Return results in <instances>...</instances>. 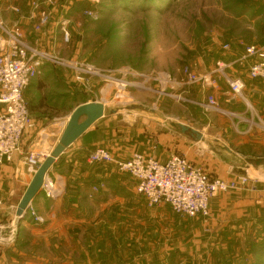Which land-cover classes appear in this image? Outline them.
Listing matches in <instances>:
<instances>
[{
  "label": "rangeland",
  "instance_id": "rangeland-1",
  "mask_svg": "<svg viewBox=\"0 0 264 264\" xmlns=\"http://www.w3.org/2000/svg\"><path fill=\"white\" fill-rule=\"evenodd\" d=\"M31 1L0 0V19L10 25L17 19V15L11 11L12 7H20L27 12ZM93 6L90 0L75 1L69 15L72 41L65 45L57 35L53 42L55 44L42 48L61 59L59 64L52 61L46 64L48 73L57 71L55 75L63 78L73 76L80 85L77 73L69 65L72 61H80L106 71L131 68L146 75L166 72L178 79L179 70L183 67H192L203 75L216 69L220 61L233 63L238 60L247 46L264 44V0H100L95 7L100 15L96 21L84 14L86 9ZM31 38L34 36L31 35ZM225 45L231 49L226 51ZM235 65L245 67L239 63ZM232 72L229 70L227 74L230 76ZM219 76L220 83L226 84L224 77ZM69 82L39 79L37 86L32 85L25 92L31 110L33 106L42 104L38 115L40 118L51 121L65 119L66 122L77 105L99 97L106 99L110 110L120 111L119 114L109 112L113 127L149 126L150 132H156L152 133V142L156 144L160 142V133L176 138L181 134L180 123L196 124L207 113L215 120L227 118L213 110L204 113L196 109L190 100L192 93H195L193 88H201L199 85L169 87L171 96L166 97H159L155 92L130 89L126 91V98L120 99L117 96L119 89L115 87L104 92L105 96L101 95L100 90L105 84L99 80H92V85H88L90 88L81 84L74 92L68 89L73 87ZM128 100L132 103H118ZM133 105H144L156 111H127L126 108ZM248 110L256 114L251 106ZM50 147L54 148L53 145ZM176 153L180 154L178 151ZM221 153L226 154L224 151ZM253 174L257 179L251 184L255 185L254 190L252 186L244 187L219 194L214 199L232 200L238 196L237 193H245L249 197L261 193L264 174L254 171ZM97 187L98 192L93 189L88 195L90 201L84 203L86 213L83 215L87 216V220L83 219V215H75L65 202L59 206L57 218L50 219L46 225L34 224L28 217L25 218L26 225L14 224L13 218L5 232L10 236L14 231L11 245L23 254L22 257L13 255V264H162L150 261L151 255L148 254L151 252L147 244L134 235L139 229L135 223L116 222L114 215L118 207L113 205L104 210L99 207L98 200L105 196L103 192L107 186ZM127 192L116 196L112 194L109 198H121ZM142 201L146 203L144 199ZM145 205L157 214L161 211L176 214L168 205L152 208L147 203ZM124 212H128L127 205ZM96 213L97 217L94 215ZM109 214L111 216L108 217ZM80 219L81 223L76 224Z\"/></svg>",
  "mask_w": 264,
  "mask_h": 264
},
{
  "label": "crops",
  "instance_id": "crops-1",
  "mask_svg": "<svg viewBox=\"0 0 264 264\" xmlns=\"http://www.w3.org/2000/svg\"><path fill=\"white\" fill-rule=\"evenodd\" d=\"M28 34L33 36L30 29ZM42 39L45 46L52 44V36ZM236 62L237 60L232 63L233 66ZM47 70L48 67L45 66L32 85L37 86L39 79H62L72 82L73 85H70L73 87L68 89L73 92L78 86L81 87L73 76L63 78L55 75L57 71L48 73ZM231 70L233 72L230 76L240 77L245 82L244 98H234L227 83H220V80L217 89L205 91L199 87L193 88L195 93H192L190 101L197 110L204 113L207 111L205 105L210 93L216 97L223 111L218 113L227 117L226 120H215L207 113L196 124L183 123L202 134L201 141L192 137L190 131L184 133L181 130L176 138L160 133V142L156 144L152 142V133L156 132H150L149 126L143 127L142 124L135 128L113 127L110 114L94 124L56 161L49 172L50 177L63 183V196L48 200L40 193L31 203V207L44 217L43 224L57 218L56 212L63 202L68 203L75 215L85 214L84 203L90 201L88 195L92 193L93 187L107 186V190L103 192L105 196L98 200L99 207L104 210L115 205L118 207L114 215L116 222L135 223L139 229L134 235H138V239L147 244L148 251L151 252L148 255H151L150 261L153 263L264 264V189L254 197L237 193L238 196L235 197L230 195L232 200L213 199L212 214L208 217L172 215L163 211L157 214L154 210H148L142 198H137L140 196L137 194L136 181L129 174L120 173L112 164H90L88 161L91 152L98 147L108 149L115 158L122 161L129 160L134 153H142L166 162L171 156L178 154V151V155L185 156L214 178L234 179L240 169L264 174V82L251 80L248 67L240 68L235 65ZM96 101L106 102L94 97L83 103ZM249 106L256 114L249 112ZM42 107V104H38L30 109L37 121V129L25 136L24 153L31 149L55 146L65 128V119L51 121L49 118H40L38 115ZM223 151L226 152L225 155H222ZM22 160L23 156L17 155L13 163L0 166V199L4 202V209L0 211V228L6 239L0 241V264H13V255H23L21 250L12 246L13 242L8 241L9 235L5 232L15 218L18 205L34 177L23 166ZM124 191H128L126 196L109 198L112 194L116 196ZM130 192L132 197L129 196ZM126 205L129 216L128 212H124ZM94 215L98 216L97 213ZM83 219L87 220V216L83 215ZM80 221L81 219L76 224L81 223ZM21 223L26 225L27 221Z\"/></svg>",
  "mask_w": 264,
  "mask_h": 264
},
{
  "label": "built area",
  "instance_id": "built-area-1",
  "mask_svg": "<svg viewBox=\"0 0 264 264\" xmlns=\"http://www.w3.org/2000/svg\"><path fill=\"white\" fill-rule=\"evenodd\" d=\"M75 1L78 0H32L27 12L20 7H12L11 11L17 15V19L10 25L0 19V166L13 163L17 155H22L23 166L34 175L38 164L42 163L53 149L47 147L31 149L26 153L23 151L25 136L37 129V121L30 111L25 92L41 75L47 63H60L59 57H54L42 49L45 46L42 37L52 36V44L49 46L55 44L53 42L57 35L65 45L72 41L69 15ZM90 1L94 6L86 9L84 14L96 21L100 15L95 7L100 0ZM29 29L34 38L29 39ZM224 49L229 51L231 47L225 45ZM236 63L248 67L251 80L264 82V44L247 46ZM69 65L77 73L78 81L87 88L92 85V80L103 82L105 85L100 90L103 96L104 90L110 91L113 87L119 89L117 96L119 95L120 99L126 98V91L130 89L155 92L159 97L171 96L169 87L174 89L199 85L202 90L208 91L219 87L220 75L224 77L234 98H244L245 82L240 77L229 76L227 72L234 66L224 61L218 62L216 69L203 75L195 72L192 67H183L179 70L178 79L181 81L166 72L146 75L131 68L106 71L80 61H72ZM150 82L157 85L152 86ZM118 103L126 105L132 102L128 100ZM104 104L108 107L107 101ZM205 107L206 110L223 112L216 97L210 93L207 95ZM67 121L68 119L65 125ZM88 161L90 164H112L120 173L129 174L136 181L137 194L151 208L168 205L176 214L189 217L210 216L211 202L217 195L250 186L254 190L255 185L251 184L257 180L250 173L248 179L214 178L185 156L178 154L171 156L166 162L142 153H134L129 160L122 161L115 158L108 149L98 147L91 152ZM93 189L94 192L99 190L97 186ZM64 192L61 180H55L48 174L41 189L45 198L56 200L63 196ZM3 209L4 202L0 199V211ZM26 217L31 218L34 224L45 222L44 217L31 205ZM0 229L3 232V229ZM4 240L6 239L2 236L0 241ZM13 240L14 231L8 238L10 242Z\"/></svg>",
  "mask_w": 264,
  "mask_h": 264
},
{
  "label": "water",
  "instance_id": "water-1",
  "mask_svg": "<svg viewBox=\"0 0 264 264\" xmlns=\"http://www.w3.org/2000/svg\"><path fill=\"white\" fill-rule=\"evenodd\" d=\"M127 111H149L154 113L155 109L147 108L144 105H133L126 108ZM119 114V110H110L104 103L87 102L85 104L76 107L68 118L65 125L63 133L57 142V144L52 149L50 155L40 164H38V169L34 174V177L27 188L23 198L21 199L13 223L19 224L26 218V213L31 203L39 196L41 193L42 186L44 184L45 178L48 176L50 170L56 163L58 159L71 147L73 146L85 133H87L90 128L96 124L99 120L105 118L108 114ZM182 132H191L192 137L196 140H203V135L197 130L191 129L189 126L184 124H179ZM236 176L240 178H249V171L247 169H240L236 172ZM3 232L0 229V240L2 238Z\"/></svg>",
  "mask_w": 264,
  "mask_h": 264
},
{
  "label": "bare ground",
  "instance_id": "bare-ground-1",
  "mask_svg": "<svg viewBox=\"0 0 264 264\" xmlns=\"http://www.w3.org/2000/svg\"><path fill=\"white\" fill-rule=\"evenodd\" d=\"M111 87H112V86H109V88H111ZM107 91H109V90H108V89H107V90H104V92H107ZM250 174H251V176L254 175V174H253V171H251ZM258 176H259V175H258Z\"/></svg>",
  "mask_w": 264,
  "mask_h": 264
},
{
  "label": "trees",
  "instance_id": "trees-1",
  "mask_svg": "<svg viewBox=\"0 0 264 264\" xmlns=\"http://www.w3.org/2000/svg\"><path fill=\"white\" fill-rule=\"evenodd\" d=\"M30 109H31V107H30Z\"/></svg>",
  "mask_w": 264,
  "mask_h": 264
}]
</instances>
